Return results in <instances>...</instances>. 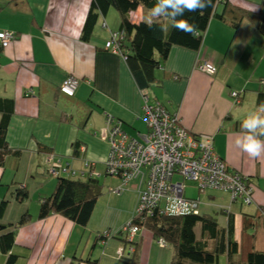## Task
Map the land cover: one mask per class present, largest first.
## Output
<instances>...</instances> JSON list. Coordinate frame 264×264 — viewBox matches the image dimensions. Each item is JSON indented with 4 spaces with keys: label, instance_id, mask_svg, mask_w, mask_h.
Returning <instances> with one entry per match:
<instances>
[{
    "label": "crops",
    "instance_id": "0c3cea01",
    "mask_svg": "<svg viewBox=\"0 0 264 264\" xmlns=\"http://www.w3.org/2000/svg\"><path fill=\"white\" fill-rule=\"evenodd\" d=\"M91 1L0 0V30L18 33V39L8 47L0 43V98L14 100L8 142L23 151L19 159L9 156L0 166V202L9 201L2 223L16 225L24 214L32 216L18 230L14 249L19 257L17 264H87L82 260L88 257L103 264H125L123 260L131 257L129 250L122 259L117 255L119 247L130 246L124 235L111 248V237L117 234L115 228H109L113 226L111 215L99 230L77 225L60 215L39 218L40 200L51 195L56 186V178L45 174L43 161L47 157L39 153L40 146L52 149L55 157L71 161L73 168L81 170L85 157L98 161L109 154V143L103 138L107 116L120 120L132 138L138 139L139 134L148 131L145 92L138 88L125 59L105 50L109 31L102 28L101 22L95 36L89 41L82 39ZM225 1L247 11H260L261 0ZM223 9L220 5L218 11ZM145 18L154 19L142 8L132 13L134 23ZM105 19L111 31H118L119 19L111 17V12ZM197 61L215 65L218 73L210 76L198 71ZM70 76L80 80L74 97L60 92ZM157 78L158 85L148 92V103L165 105L192 135H214L215 151L229 169L251 179V205L240 200L231 204L229 193L223 191L211 195L219 209L214 214H221L222 225L227 224L229 216L234 218L235 237L240 241L245 217L256 222L255 216L264 209V153L253 158L236 144L238 134L243 138L238 124L258 112L255 92L264 89L262 35L247 20L234 30L228 23L213 19L201 50L174 47L157 71ZM243 90L247 92L241 100L231 96L233 91ZM1 118L0 114V122ZM76 143L86 146V151L73 159ZM25 186L29 198L19 203L15 192ZM131 199L132 207H137V194ZM121 226L119 223L116 229L121 230ZM104 232H108L109 239L103 244L97 237ZM140 238L144 243L151 240L147 234ZM101 246L107 250L99 251ZM5 261L0 257V264Z\"/></svg>",
    "mask_w": 264,
    "mask_h": 264
},
{
    "label": "trees",
    "instance_id": "16d2710c",
    "mask_svg": "<svg viewBox=\"0 0 264 264\" xmlns=\"http://www.w3.org/2000/svg\"><path fill=\"white\" fill-rule=\"evenodd\" d=\"M155 3L156 0H92L82 36L84 41H89L96 35L97 27L101 22L102 28L109 31L106 44L113 40L114 35H119L118 44L121 54L138 88L148 95L149 90L154 85H158L157 71L164 66L171 50L177 47L191 52L200 51L213 19L228 23L234 30H238L241 22L247 20L260 32L264 39V0L259 2L260 11L258 13L237 8L225 0H211L210 6L202 12H185L184 16L178 17V19H187L190 23H194L197 26L194 35L176 30L171 26V22L163 17L153 19L151 26L147 25L145 20L139 23L133 22V12L139 8L149 11ZM220 5L224 7L222 12L218 11ZM111 9H115L120 15L118 31H111L105 19ZM0 32L13 33L16 37L14 41L18 39L17 32L8 30H0ZM0 43L2 45L1 41ZM2 47L6 48L3 45ZM105 50L110 51L106 48V45ZM200 62L202 61L196 63L198 71H200L198 69ZM246 92L244 90L237 92L240 100ZM255 93H257L256 105L259 107L264 102V89H260ZM163 106L166 108L165 105ZM166 110L169 111L167 108ZM14 113V100L0 98V114L2 117L0 122V166L4 165L5 159L9 156L19 159L23 152L12 148L8 142V129ZM242 123L238 124L240 129H242ZM74 147L75 152L72 158H80L82 153L79 149L81 146L76 143ZM39 153L45 154L46 158L53 155L54 151L40 146ZM45 160L43 161L44 168ZM64 162L69 163L68 160H64ZM118 177L121 179L120 176ZM53 178H56L55 189L51 195L40 200L39 218L44 220L51 215H60L77 225L88 226L98 200L103 194L102 185L99 181L100 177L88 175L85 178H71L66 175H59ZM245 180L247 183L251 182V179L246 176ZM132 183L136 186L139 201L138 183L137 181H131L128 185ZM127 186L123 187L120 194L125 192ZM15 195L19 203H25L29 198V191L26 186L20 187L16 190ZM8 207V200L0 202V257L6 259L5 264H17L19 257L14 254V249L18 230L29 223L32 216L30 213H26L16 225H5L2 221ZM223 211L226 213V210ZM249 219L250 217H245L246 225L240 241L235 237V220L231 216H229L227 224L222 225L217 215L199 213L198 215L166 216L161 215L159 212L140 215L137 213L136 207L135 215L130 224L148 229L156 240L160 241L162 239L165 241L166 246L172 247L171 264H219L220 257L226 258V264H264V209H261L259 216H255L256 222ZM125 226L113 237L116 238L118 235L119 240L125 238L130 244L129 248L134 247L135 249L134 253L130 255L131 257L124 259L123 262L125 264H140V243L133 241L139 233L133 239H130V234L123 230ZM107 235L108 232H104L97 239L104 244L109 239ZM121 235L125 237L122 238ZM82 261L87 264H103L100 260L89 257Z\"/></svg>",
    "mask_w": 264,
    "mask_h": 264
},
{
    "label": "built area",
    "instance_id": "2783aa9c",
    "mask_svg": "<svg viewBox=\"0 0 264 264\" xmlns=\"http://www.w3.org/2000/svg\"><path fill=\"white\" fill-rule=\"evenodd\" d=\"M119 35L106 44L111 52L121 55ZM16 39L10 32H0V41L7 47ZM123 57V56H122ZM198 69L210 76L217 73L218 68L209 62L202 61ZM80 85L75 76L68 77L60 86V92L68 97H74ZM146 106L144 121L148 131L139 134L138 139L130 137L124 130L120 120L106 117L104 140L109 143V156L106 162V173L109 176H120L121 187L111 189L120 194L123 187L131 181H137L139 201L138 214H153L159 212L166 216L198 215L200 202L189 199L185 194L184 182H194L203 192L208 189L229 193L231 203L242 201L245 205L253 203L254 188L250 186L239 172L228 169L225 161L216 153L214 136L202 134L193 136L180 125L177 115L171 114L160 103L149 104L150 96L145 92ZM234 99H239V93L232 92ZM79 151L84 153L82 146ZM54 155L45 160V174L49 177L66 175L74 178H85L94 174L95 163L84 161L81 170L73 168L69 163ZM97 176V175H96ZM175 209V211L172 210ZM130 234V239L139 233L137 226L127 225L123 229ZM161 247H166L164 240L159 241ZM134 253V247L118 248V258H123L126 252Z\"/></svg>",
    "mask_w": 264,
    "mask_h": 264
},
{
    "label": "rangeland",
    "instance_id": "374dc122",
    "mask_svg": "<svg viewBox=\"0 0 264 264\" xmlns=\"http://www.w3.org/2000/svg\"><path fill=\"white\" fill-rule=\"evenodd\" d=\"M111 17L115 16L116 19L120 20V15L115 9H111ZM119 30V27L117 28ZM104 130V129H103ZM93 135V132H89ZM86 148V146H84ZM88 148V147H87ZM87 161L91 163H95L96 167L93 171L94 174L99 176L100 184L102 185L103 194L99 198L98 203L95 207L92 218L89 222V228L98 229L101 224L104 223L105 218L108 215L112 216L113 226L109 227L111 230L115 228L116 233H118L119 229H116L119 223L122 224L121 228L124 225H129L135 215L136 205L132 207V199L131 195L134 196L136 193V186L132 183L125 188V192L123 194H116L111 192V188H118L122 185V180L118 176H109L106 173V162L108 156H103V159L94 161L89 157H85ZM64 164H67L65 162ZM69 164H72L70 161ZM175 180L184 182L185 184V194L187 198L198 200L200 202L199 212L201 214H212L215 215V212H218V208L215 205V200H212L211 195L213 192H217L219 190L208 189L206 191L201 192L194 182L184 181L180 177H176ZM230 196V195H229ZM222 199V198H221ZM224 200V199H222ZM231 200V196H230ZM132 207V211L130 208ZM218 218H221V214L218 215ZM140 232L136 241L140 243V252H139V263L140 264H171L172 259V247L166 246L161 247L159 245V241L152 237L151 231L146 228L139 227ZM99 230V229H98ZM200 229L198 228V231ZM143 234L150 235L151 240L146 241L145 243L141 241V236ZM111 248L112 244L119 242L118 238L111 237ZM130 245V244H128ZM102 252V250H107V247L104 248L101 246V249H98ZM118 252V250H117ZM219 264H226V258L220 257Z\"/></svg>",
    "mask_w": 264,
    "mask_h": 264
},
{
    "label": "clouds",
    "instance_id": "9594fccd",
    "mask_svg": "<svg viewBox=\"0 0 264 264\" xmlns=\"http://www.w3.org/2000/svg\"><path fill=\"white\" fill-rule=\"evenodd\" d=\"M210 4L211 0H156L148 13L154 19L161 17L168 19L171 26L178 31L194 35L197 26L187 19H178V17H183L185 12H202ZM145 23L151 26L153 19L145 18ZM258 113H264V102L260 104L257 113L247 115L242 123L243 138H239L240 134H238L236 140L237 146L253 158H258L264 153V140L260 139L264 136V116ZM172 210L175 211L174 208Z\"/></svg>",
    "mask_w": 264,
    "mask_h": 264
}]
</instances>
